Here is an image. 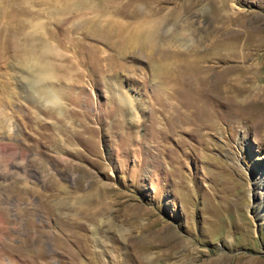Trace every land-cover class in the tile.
Masks as SVG:
<instances>
[{
  "label": "rangeland",
  "instance_id": "obj_1",
  "mask_svg": "<svg viewBox=\"0 0 264 264\" xmlns=\"http://www.w3.org/2000/svg\"><path fill=\"white\" fill-rule=\"evenodd\" d=\"M110 1L0 0V264H264V0Z\"/></svg>",
  "mask_w": 264,
  "mask_h": 264
},
{
  "label": "bare ground",
  "instance_id": "obj_2",
  "mask_svg": "<svg viewBox=\"0 0 264 264\" xmlns=\"http://www.w3.org/2000/svg\"><path fill=\"white\" fill-rule=\"evenodd\" d=\"M114 1L116 2L117 0H111L108 4H103L101 9H105L106 10V9H108V7H110V5L112 7V5H113L112 3ZM201 1L202 0H187L186 1V3H187V7H186L187 11L191 12L196 6L201 4ZM85 3H87V1H85V2L82 1L80 3V5L81 6H86ZM88 5H89V3H88ZM117 5H118V3H117ZM124 7H125V5H124ZM148 13L147 14L149 15L148 16L149 18L143 17V15L146 14V12L138 13V15L140 14V16H141V21L139 22V24L136 26V29L134 30L133 34L135 36L133 38V41H136L137 43H139V45L141 47V51H147V53H150V55H151V54L154 53L155 50L157 51L160 42H163V41L166 42L165 38H163L162 34H161V26L164 25V24H168L170 19L165 18V17H160V18L154 20L152 17L155 16V15H158L159 12H155L154 13L153 11H150ZM126 16H129V14L126 15ZM73 24H75V23H73ZM76 25H78V24H76ZM113 26H114L113 30H115L116 24L113 25ZM57 32H56V34H57ZM25 38H26L25 39L26 41L23 40L21 42L22 43L21 53L24 55V61H25L24 65L27 66V67L32 65L34 67L33 73H34V76H36V77H42V78L53 77L54 76V68L52 66L50 67L49 61L47 60V58L49 56H47L46 53L50 54L53 51H54L53 53H56L57 52L56 51L57 50L56 46L55 47H51L50 46V51H49L48 44L45 41H42L41 46L43 45L44 47H47L48 51H41V50H38L37 48H35L32 45V42L30 41V39H27V37H25ZM21 40H22V38H21ZM170 41L171 40H169V42ZM172 42H173V40H172ZM2 44L3 45H1V46L3 47V49H5L7 42L3 41ZM1 53H3V52H1ZM4 55H5V53H4ZM0 58H1V56H0ZM180 64H181V66L184 65L187 68V72H189V70L192 67L191 62H189V59H187L186 57L180 62ZM195 65L197 67L196 68V72L197 73H193V74L201 75V69L199 68L197 63H195ZM37 66H39V67H37ZM212 79L213 78H210V77H207V76L206 77H195V82H196L195 85H196L197 93H199L197 96H200V97L197 98V99L194 98L193 101L200 102L201 104L203 102H213V104L214 103L216 104L217 102H219V99L221 97H220L219 91L217 89L218 87H217V85L215 83L216 81L214 82V80H212ZM204 85H208L209 86V89L207 90L208 92H206L205 90L202 89V87ZM193 86H194V84H193ZM228 88L230 89V87H228ZM212 94H214V96H212ZM183 95H185L187 97L186 100L188 101V99H189L188 95L185 94V93H183ZM120 98H121L122 102L129 103V99L126 96L121 95Z\"/></svg>",
  "mask_w": 264,
  "mask_h": 264
}]
</instances>
